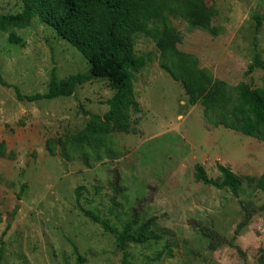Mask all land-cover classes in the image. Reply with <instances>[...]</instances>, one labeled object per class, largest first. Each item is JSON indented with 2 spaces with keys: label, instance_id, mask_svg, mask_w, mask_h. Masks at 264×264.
I'll use <instances>...</instances> for the list:
<instances>
[{
  "label": "rangeland",
  "instance_id": "1",
  "mask_svg": "<svg viewBox=\"0 0 264 264\" xmlns=\"http://www.w3.org/2000/svg\"><path fill=\"white\" fill-rule=\"evenodd\" d=\"M215 10L211 26L218 35L173 19L175 48L195 56L201 69L231 86L264 88V70L247 74L255 53L264 60V24L256 32L254 17L264 15V0H203ZM21 12L19 0H0V15ZM24 46L8 43L0 31L1 264H74V247L86 264H124L116 239L92 223L84 211L111 227L131 231L150 219L158 242L128 245L132 264H256L264 250V211L256 212L234 247L210 250L199 226L231 240L244 218L241 202L256 210L264 193L244 182L238 197L195 179L196 166L220 180L217 165L239 176L264 174V143L207 123L202 105L191 106L180 83L161 69L159 45L143 35L134 38L137 57L154 61L136 76L135 96L141 112H131L134 129L113 136L124 148L119 159L87 167L50 156L46 143L83 130L89 117L104 116L113 95L109 83L96 80L77 88L71 98L35 103L17 100L48 92L51 73L60 79L88 74V61L49 26L34 19L14 31ZM115 176L120 178L116 182ZM118 187L117 191H115ZM5 233V235H4Z\"/></svg>",
  "mask_w": 264,
  "mask_h": 264
},
{
  "label": "trees",
  "instance_id": "2",
  "mask_svg": "<svg viewBox=\"0 0 264 264\" xmlns=\"http://www.w3.org/2000/svg\"><path fill=\"white\" fill-rule=\"evenodd\" d=\"M21 12L0 15V31L8 34V43L24 46L22 38L14 31L30 27L34 19L52 28L57 35L74 47L89 63L88 74H77L60 79L51 73L48 92L33 96L23 95L13 87L17 100L35 103L71 98L78 87L96 80H105L114 91L107 101L109 111L104 116L81 110L89 117L86 127L74 135L49 140L46 150L50 156L59 155L66 162L81 161L93 167L105 161L119 159L124 148L113 136L115 133L129 134L134 129L130 113H140L135 96L136 76L154 61L151 54L137 57L134 53V38L143 35L159 45L161 69L183 86L191 106L202 105L205 120L213 128H224L264 143V88L249 89L245 85L231 86L216 79L211 72L199 67L198 59L175 48L176 33L173 19L188 22L189 26L218 35L220 30L211 26L215 16L213 8L206 7L203 0H19ZM256 32L264 24V15L254 17ZM264 70V60L255 53L247 74ZM0 83L7 87L0 75ZM5 142L0 144V158H6ZM195 179L206 186L228 191L238 197L246 182L264 193V174L260 178L239 176L230 168L217 165L221 179L208 177L203 167L196 166ZM116 182L120 181L115 176ZM116 187L115 191H117ZM244 218L238 225L233 239L227 240L207 227L199 226L202 236L210 241V250L216 251L224 245L234 247L236 238L249 226L254 214L264 211V205L255 209L251 204L240 203ZM94 224L111 234L124 252L127 261L128 245L158 242L162 236L153 234L156 220L150 219L131 231L133 224L122 232L110 226L97 214L84 211ZM5 235V233H4ZM76 262L86 264V259L74 247ZM4 255V243L0 240V264ZM264 264V250L257 263Z\"/></svg>",
  "mask_w": 264,
  "mask_h": 264
}]
</instances>
